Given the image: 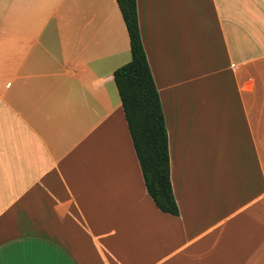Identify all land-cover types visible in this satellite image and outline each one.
<instances>
[{
  "label": "crops",
  "instance_id": "obj_1",
  "mask_svg": "<svg viewBox=\"0 0 264 264\" xmlns=\"http://www.w3.org/2000/svg\"><path fill=\"white\" fill-rule=\"evenodd\" d=\"M56 5L76 20H0V264H264V0H136L178 214L114 80L117 0Z\"/></svg>",
  "mask_w": 264,
  "mask_h": 264
},
{
  "label": "trees",
  "instance_id": "obj_2",
  "mask_svg": "<svg viewBox=\"0 0 264 264\" xmlns=\"http://www.w3.org/2000/svg\"><path fill=\"white\" fill-rule=\"evenodd\" d=\"M126 24L131 60L113 75L146 188L157 207L178 214L171 178L164 113L143 47L136 0H117Z\"/></svg>",
  "mask_w": 264,
  "mask_h": 264
},
{
  "label": "rangeland",
  "instance_id": "obj_3",
  "mask_svg": "<svg viewBox=\"0 0 264 264\" xmlns=\"http://www.w3.org/2000/svg\"><path fill=\"white\" fill-rule=\"evenodd\" d=\"M58 0H0V20H76L68 9L55 11ZM6 22V21H4Z\"/></svg>",
  "mask_w": 264,
  "mask_h": 264
}]
</instances>
